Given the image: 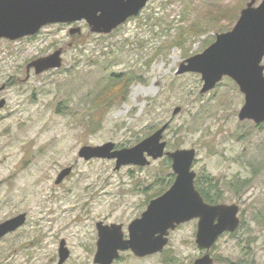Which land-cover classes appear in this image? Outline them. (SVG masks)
I'll return each mask as SVG.
<instances>
[{"label": "rangeland", "instance_id": "1", "mask_svg": "<svg viewBox=\"0 0 264 264\" xmlns=\"http://www.w3.org/2000/svg\"><path fill=\"white\" fill-rule=\"evenodd\" d=\"M248 1L149 0L107 34L89 31L82 20L0 40V96L6 100L0 187L11 186L31 219L27 235L17 240H27V247L0 257V264H53L61 239L70 250L65 264H96V221L121 222L127 235L129 222L169 186L173 171L165 154L115 170V159L84 160L78 151L108 141L130 148L163 124L165 150L193 148L192 170L210 179L205 190L215 186L221 202L239 206L242 224L211 246L213 264H264V122L239 120L244 95L231 78L200 93L199 73L177 74L184 59L233 27ZM75 27L80 32L70 34ZM59 48V68L26 72L30 61ZM123 75H131L123 93L124 83L105 90ZM66 167L71 172L59 186L55 179ZM194 232L195 221L185 223L162 252L144 258L123 252L112 264H192L206 252Z\"/></svg>", "mask_w": 264, "mask_h": 264}, {"label": "water", "instance_id": "2", "mask_svg": "<svg viewBox=\"0 0 264 264\" xmlns=\"http://www.w3.org/2000/svg\"><path fill=\"white\" fill-rule=\"evenodd\" d=\"M149 0H0V39L16 40L35 35L43 26L53 23H73L84 20L89 31L107 34L129 17L135 16ZM80 28H70L69 33H79ZM62 48L30 61L26 68L34 73L59 68ZM264 0H249L240 10L233 27L215 35V40L202 52L182 61L177 74L197 72L203 84L200 93L211 90L224 76L231 78L244 95L238 112L239 120L264 122ZM1 89V88H0ZM5 104L0 99V108ZM180 107L174 108L177 113ZM167 124L130 148L115 149L113 142L101 145H84L78 155L92 158L115 159L114 169L122 165L144 166L164 154L171 159L175 179L161 195L149 201L140 217L128 225L129 238L123 239L119 227L112 228L97 223L96 264H110L118 256V249H131L137 256L161 251L168 241L170 229L197 218L195 243L207 250L192 264H212L209 248L224 231H233L240 223L239 206L235 203L208 204L194 186L195 172L191 169L195 159L193 148L166 151L162 140ZM71 167L62 169L55 183L69 175ZM21 216L0 224V235L12 230ZM216 220V222H215ZM69 255L63 239L59 242L58 262L63 264Z\"/></svg>", "mask_w": 264, "mask_h": 264}, {"label": "flooded vegetation", "instance_id": "3", "mask_svg": "<svg viewBox=\"0 0 264 264\" xmlns=\"http://www.w3.org/2000/svg\"><path fill=\"white\" fill-rule=\"evenodd\" d=\"M31 69H33V68L32 67H30L29 69L26 68V72L28 73L29 70H31ZM2 87H4V85H2L0 88H2ZM1 98L2 97L0 96V99ZM5 104H6V100H5ZM5 104H4V106H5ZM2 108H0V109H2ZM0 162H1V160H0ZM174 178H175V173L173 172V174L170 176V180L168 181L169 186L167 188H165L164 190H160L159 193L157 195H155L154 197H152V198H156L157 196L161 195L165 190H167L171 186V184L173 183ZM196 178L197 177H196V173H195L194 186H195L196 190H198V192L202 196L204 202H206L208 204H221V203H224V202H221L220 199H218V197L217 198L215 197V198H211L210 199L207 196V190H205L206 189L205 186H207L210 183L209 182L210 179L209 180L208 179H203L202 180V179H198V178L196 179ZM63 180H64V178H63ZM63 180L60 183H58V184L55 183V184L61 186ZM0 182H1V180H0ZM199 184H201V185L199 186ZM11 193H12V191H11V186L10 185L6 184L4 187H2V186L0 187V224L3 223V222H5V221H7V220H10V219H13V218H17L18 216H21L22 218H21L20 222H18L12 230H9V231L5 232L4 234L0 235V257L1 258H5V259H7L9 257H15L17 255L18 251H21L23 248L27 247V243H28L27 240H23V241H19V242L17 240L20 239L21 237H25L27 235L28 225L31 222L29 211L28 210H24L23 208H20L19 209V205L16 204L15 198L13 197V194L11 195ZM219 197H221V196H219ZM152 198H150L147 201V203L145 204V208L147 207L149 201ZM143 205H144V201H143L142 206ZM145 208L142 209V211L139 213V215L142 214V212L145 210ZM238 215H239V212H238ZM134 219H132V220H134ZM192 221H195L194 237H196L198 219L197 218H193V219H191L189 221H186V222H183V223H180V224L176 225L174 229H170L169 230V233H168V236H167L168 237V240H169L170 234L173 231L179 229L185 223L192 222ZM98 222H101L102 225L109 226L108 228L110 230H112V228L119 227V232L121 233L122 238L123 239H128L129 238L128 225L130 224V222L127 225V235H126V233L123 231L124 229H123V225H122L121 222L112 221V222H108L107 223V222H104L102 220H98L95 223L96 237H97L96 238V251H97V241H98V228H97V223ZM215 222H216V220H215ZM241 224H242V220H241V217H240V223L238 224V226L233 231H224V232H222L216 238V240L219 239L221 236L226 235V234H228V235H234L236 233V231L240 228ZM6 242H8V244H3V243H6ZM167 243H168V241H167ZM167 243H166V245H167ZM164 247H163V249H164ZM162 250L161 251L154 252V253L146 254L144 256H137L129 248L128 249H118V256L116 258H114V260L110 264H112L117 258H119L123 252L130 253L132 256H134L136 258H144V257L149 256V255H152V254L160 253V252H162ZM200 250H203L204 251V249H200ZM209 252H210V249H209ZM205 253H201L198 257H201ZM69 257H70V250H69L68 257L63 262V264L66 263V261L69 259ZM212 259H213V262H214V257H212ZM57 262H58V254H57V260L53 264H56Z\"/></svg>", "mask_w": 264, "mask_h": 264}, {"label": "trees", "instance_id": "4", "mask_svg": "<svg viewBox=\"0 0 264 264\" xmlns=\"http://www.w3.org/2000/svg\"><path fill=\"white\" fill-rule=\"evenodd\" d=\"M236 16H237V9H235L234 11H233V14H232V20L231 21H233L235 18H236ZM200 28V27H199ZM131 77V75H129V77L127 78L125 75H123V77L121 78H118L119 80H117V81H111L109 84H110V87H106V89L105 90H107V89H109V90H112V88L111 87H116V86H118V84H120V83H124L123 84V86L121 85V88H120V90H119V93H123L124 92V87H125V83L128 81V80H130L129 78ZM115 91H116V89H115ZM108 92L107 91H105L104 93H103V95H106ZM201 189V188H200ZM203 192V191H202ZM204 193V192H203ZM211 193V194H210ZM207 196L211 199V198H217L218 197V199H220L221 197H219V196H221V194H220V192H219V190H216V187L215 186H210V189L207 191Z\"/></svg>", "mask_w": 264, "mask_h": 264}]
</instances>
